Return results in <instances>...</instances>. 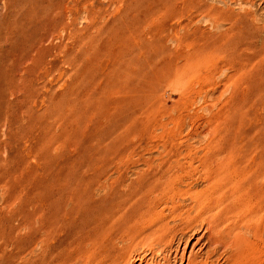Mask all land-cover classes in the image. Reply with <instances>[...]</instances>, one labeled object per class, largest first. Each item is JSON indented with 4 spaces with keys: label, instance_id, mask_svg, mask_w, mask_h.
<instances>
[{
    "label": "rangeland",
    "instance_id": "obj_1",
    "mask_svg": "<svg viewBox=\"0 0 264 264\" xmlns=\"http://www.w3.org/2000/svg\"><path fill=\"white\" fill-rule=\"evenodd\" d=\"M204 1L253 11L248 30L264 36V3ZM182 3L0 0V264H121L120 237L162 221L178 230L171 261L200 253L225 264L205 230L185 247L192 232L172 217L187 207L185 171L203 154L204 99L220 77L215 58L191 57ZM193 25L213 31L201 17ZM45 213L60 227L48 235ZM258 227L264 237V217ZM158 248L147 261L160 262Z\"/></svg>",
    "mask_w": 264,
    "mask_h": 264
},
{
    "label": "bare ground",
    "instance_id": "obj_2",
    "mask_svg": "<svg viewBox=\"0 0 264 264\" xmlns=\"http://www.w3.org/2000/svg\"><path fill=\"white\" fill-rule=\"evenodd\" d=\"M182 1L181 10L186 14L185 42L194 54L191 57L196 56L198 62L215 58L220 77L217 96L204 99V128L208 140L202 148L203 154L189 157L185 171L187 207L183 215L174 211L172 217L182 222L180 229L192 232L185 247L188 248L194 235L205 230L210 245L226 248L225 264H263L264 237L258 224L264 217V36L257 42L258 36L249 32L255 15L251 10L235 12L230 7H213L204 0ZM236 1L228 0L232 4ZM238 3L259 9L264 0L257 5L253 0H238ZM197 17L208 20L213 31L207 33L202 27L194 28ZM195 161L197 167L193 165ZM197 181L205 182V186L194 190ZM42 205L48 208L44 209L46 212L51 208L47 198ZM50 214L45 213V225H41L46 230L45 235L60 229L58 224L48 222ZM175 231L178 230L170 229L162 221L146 232H126V240L120 237V241L127 243L118 250L122 252L121 257L127 254L121 264H207V256L200 253H190L186 260L184 254L179 260H170V252L165 249H170ZM96 233H99L97 228L94 232L97 237ZM199 241L201 238L196 239L191 248ZM156 245L159 247L156 254L161 255L162 251L166 254L160 256V262L147 261L146 252L153 255ZM60 246L61 242L55 241L47 251L57 258ZM139 247L143 252L136 251Z\"/></svg>",
    "mask_w": 264,
    "mask_h": 264
}]
</instances>
